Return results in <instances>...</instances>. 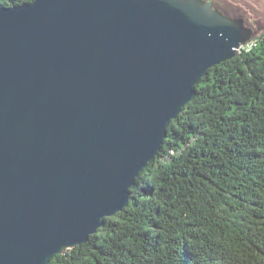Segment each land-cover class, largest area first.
Returning a JSON list of instances; mask_svg holds the SVG:
<instances>
[{
    "label": "water",
    "instance_id": "1",
    "mask_svg": "<svg viewBox=\"0 0 264 264\" xmlns=\"http://www.w3.org/2000/svg\"><path fill=\"white\" fill-rule=\"evenodd\" d=\"M211 6H0V264H46L128 205L194 85L250 40Z\"/></svg>",
    "mask_w": 264,
    "mask_h": 264
},
{
    "label": "trees",
    "instance_id": "2",
    "mask_svg": "<svg viewBox=\"0 0 264 264\" xmlns=\"http://www.w3.org/2000/svg\"><path fill=\"white\" fill-rule=\"evenodd\" d=\"M251 40L194 85L128 205L46 264H264V29Z\"/></svg>",
    "mask_w": 264,
    "mask_h": 264
},
{
    "label": "rangeland",
    "instance_id": "3",
    "mask_svg": "<svg viewBox=\"0 0 264 264\" xmlns=\"http://www.w3.org/2000/svg\"><path fill=\"white\" fill-rule=\"evenodd\" d=\"M224 12L232 16L250 29V40L245 47L253 42L251 38L264 29V0H225ZM221 12V11H220Z\"/></svg>",
    "mask_w": 264,
    "mask_h": 264
},
{
    "label": "flooded vegetation",
    "instance_id": "4",
    "mask_svg": "<svg viewBox=\"0 0 264 264\" xmlns=\"http://www.w3.org/2000/svg\"><path fill=\"white\" fill-rule=\"evenodd\" d=\"M204 1H211V8L214 10L221 11V13L224 11V6L226 5L225 0H204Z\"/></svg>",
    "mask_w": 264,
    "mask_h": 264
},
{
    "label": "built area",
    "instance_id": "5",
    "mask_svg": "<svg viewBox=\"0 0 264 264\" xmlns=\"http://www.w3.org/2000/svg\"><path fill=\"white\" fill-rule=\"evenodd\" d=\"M242 47H245V43L242 45Z\"/></svg>",
    "mask_w": 264,
    "mask_h": 264
}]
</instances>
